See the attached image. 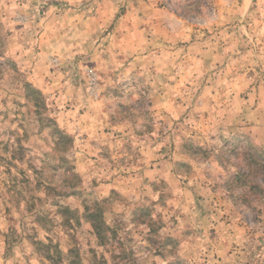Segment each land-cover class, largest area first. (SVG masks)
<instances>
[{
  "label": "rangeland",
  "instance_id": "1",
  "mask_svg": "<svg viewBox=\"0 0 264 264\" xmlns=\"http://www.w3.org/2000/svg\"><path fill=\"white\" fill-rule=\"evenodd\" d=\"M0 264H264V0H0Z\"/></svg>",
  "mask_w": 264,
  "mask_h": 264
},
{
  "label": "built area",
  "instance_id": "2",
  "mask_svg": "<svg viewBox=\"0 0 264 264\" xmlns=\"http://www.w3.org/2000/svg\"><path fill=\"white\" fill-rule=\"evenodd\" d=\"M91 77H92V81H95L94 75H92Z\"/></svg>",
  "mask_w": 264,
  "mask_h": 264
},
{
  "label": "trees",
  "instance_id": "3",
  "mask_svg": "<svg viewBox=\"0 0 264 264\" xmlns=\"http://www.w3.org/2000/svg\"><path fill=\"white\" fill-rule=\"evenodd\" d=\"M97 229H98V228H97ZM99 230H100V229H99ZM98 234H99V237H100V235H101V231H100V232L98 231Z\"/></svg>",
  "mask_w": 264,
  "mask_h": 264
}]
</instances>
